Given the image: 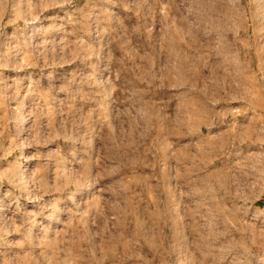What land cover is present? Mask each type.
<instances>
[{
    "label": "rangeland",
    "instance_id": "obj_1",
    "mask_svg": "<svg viewBox=\"0 0 264 264\" xmlns=\"http://www.w3.org/2000/svg\"><path fill=\"white\" fill-rule=\"evenodd\" d=\"M0 264H264V0H0Z\"/></svg>",
    "mask_w": 264,
    "mask_h": 264
}]
</instances>
